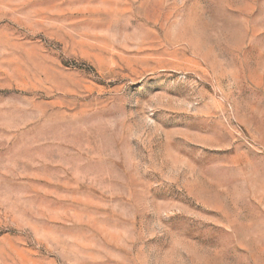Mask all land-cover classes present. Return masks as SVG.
<instances>
[{"label":"rangeland","instance_id":"rangeland-1","mask_svg":"<svg viewBox=\"0 0 264 264\" xmlns=\"http://www.w3.org/2000/svg\"><path fill=\"white\" fill-rule=\"evenodd\" d=\"M0 264H264V0H0Z\"/></svg>","mask_w":264,"mask_h":264}]
</instances>
